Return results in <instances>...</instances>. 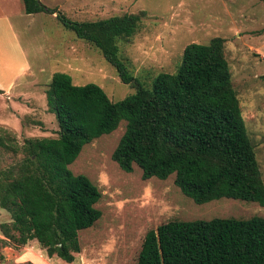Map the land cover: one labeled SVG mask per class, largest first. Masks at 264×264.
<instances>
[{
	"label": "trees",
	"instance_id": "obj_1",
	"mask_svg": "<svg viewBox=\"0 0 264 264\" xmlns=\"http://www.w3.org/2000/svg\"><path fill=\"white\" fill-rule=\"evenodd\" d=\"M20 1L26 15L55 13L38 0ZM141 15L81 22L55 16L134 91L111 101L96 85L75 86L67 75L53 73L44 97L56 121L55 137L17 144L0 127V155L14 159L0 167V209L9 218L0 224V248L34 242L48 259L74 260L78 232L100 217L94 207L100 193L67 167L83 145L108 135L120 121L124 131L110 159L122 172L136 166L141 180L173 175L174 187L197 205L229 199L264 207V185L232 88L224 40L186 45L172 73H159L142 87L118 47L138 31ZM135 264H264V218L160 224L144 234Z\"/></svg>",
	"mask_w": 264,
	"mask_h": 264
},
{
	"label": "rangeland",
	"instance_id": "obj_2",
	"mask_svg": "<svg viewBox=\"0 0 264 264\" xmlns=\"http://www.w3.org/2000/svg\"><path fill=\"white\" fill-rule=\"evenodd\" d=\"M41 5L54 10V16L42 12L13 25L38 85L24 87L20 102L0 96V127L17 144L31 137H55L56 121L46 111L43 93L53 73L67 75L75 86L96 85L111 101L134 91L119 82L96 49L76 39L55 16L61 13L81 22L142 13L138 31L118 44L119 56L142 87L159 73H172L186 45L206 44L214 37L224 40L232 88L264 185V0H41ZM124 125L120 121L108 135L83 145L67 167L73 175L87 177L100 193L94 205L100 217L78 232L80 251L69 264H135L144 234L169 221L264 218V207L255 203L219 199L194 204L174 187L173 175L163 181L141 180L136 166L122 172L110 154ZM12 159L0 155V167ZM8 221L0 209V224ZM0 256V264H38V259L68 264L46 258L34 242L16 250L2 247Z\"/></svg>",
	"mask_w": 264,
	"mask_h": 264
},
{
	"label": "crops",
	"instance_id": "obj_3",
	"mask_svg": "<svg viewBox=\"0 0 264 264\" xmlns=\"http://www.w3.org/2000/svg\"><path fill=\"white\" fill-rule=\"evenodd\" d=\"M38 2L41 4V0ZM38 14H24L20 0H0V96L5 99L12 98L20 102L17 97L24 87L38 85L35 73L31 71L13 27L23 17L29 18ZM37 263L46 262L38 259Z\"/></svg>",
	"mask_w": 264,
	"mask_h": 264
}]
</instances>
